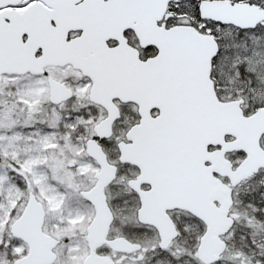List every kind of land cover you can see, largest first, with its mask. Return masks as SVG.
Here are the masks:
<instances>
[{"label":"snow or ice","instance_id":"obj_1","mask_svg":"<svg viewBox=\"0 0 264 264\" xmlns=\"http://www.w3.org/2000/svg\"><path fill=\"white\" fill-rule=\"evenodd\" d=\"M0 264H264V0H0Z\"/></svg>","mask_w":264,"mask_h":264}]
</instances>
